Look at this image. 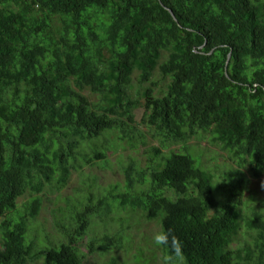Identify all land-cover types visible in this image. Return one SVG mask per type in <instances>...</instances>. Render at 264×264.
Listing matches in <instances>:
<instances>
[{"label":"trees","instance_id":"1","mask_svg":"<svg viewBox=\"0 0 264 264\" xmlns=\"http://www.w3.org/2000/svg\"><path fill=\"white\" fill-rule=\"evenodd\" d=\"M156 72L167 81L160 94L152 86ZM135 73L140 84L152 81L143 102L131 93ZM141 106L160 146L140 180L129 165L127 191L115 200L159 218L161 230L180 239L182 255L161 245L174 264H241L232 244L241 229L237 183L244 172L228 173L236 187L217 198L214 175L200 160L161 147L208 132L239 167L264 174V0H0V264L37 257L83 264L77 243L92 215L109 213L108 196L69 206L67 240L35 251L39 244L25 236L41 210L39 194L69 182L81 167L77 157L88 154L82 145L135 130ZM96 148L95 156H106ZM137 183L149 186L136 190ZM28 192L13 219L9 212ZM246 229L255 249H246L243 264H264V215L255 211Z\"/></svg>","mask_w":264,"mask_h":264},{"label":"rangeland","instance_id":"2","mask_svg":"<svg viewBox=\"0 0 264 264\" xmlns=\"http://www.w3.org/2000/svg\"><path fill=\"white\" fill-rule=\"evenodd\" d=\"M137 76L138 73L133 76L131 93L142 102L144 88L147 85L151 86L152 81L155 82V85H152L155 89L154 94H160L166 89L167 81L163 82L157 72L153 75L152 81L142 84L138 82ZM159 88L161 90L157 92ZM85 94L89 95L93 102L99 100L88 90ZM144 110L143 106L135 110V122L132 123V126L136 127L135 130H129L124 134L120 130L104 134L94 144H89L90 149L87 144L82 145L83 151L88 154H80L77 157V165L81 167L73 171L69 182L61 189H56L55 185H48L39 194L42 197V207L36 219L31 222L25 236L27 242L35 239L39 244L35 251L49 243L66 241L67 236L63 234L62 224L69 226L68 207L74 203L73 207L76 205L80 208L88 201L87 196L94 194L93 203H97L101 197L108 196L107 205L111 209L107 215H92L91 225L86 235L79 239L77 246L84 254L83 264H106L111 257L117 258V264H164V258L169 255L153 240V235L161 231V220L149 219L142 210L130 205H122L120 198L115 200L119 193L127 191L126 170L129 165L137 166L142 175L140 180L148 174L155 155L153 147L160 146L150 126L143 121ZM209 137L208 132L199 131L189 141L168 143L167 148L161 147V149L165 155L171 151L188 152L198 166L200 160L201 167L214 175L212 189L217 198L224 199L230 190L236 187L233 182H230L228 173L236 169L244 172L245 182L241 186L237 183L241 192L242 223L232 244L234 249L239 250L240 259L236 261L243 264L248 260L246 249H255L252 233L246 229V221L255 211L264 215V188L261 187L264 183V174L255 177L251 174L248 164L239 167L222 145L212 144ZM95 144L98 147L96 149L104 150L105 157L95 156L92 151ZM132 173L137 179L138 172L133 170ZM138 186L146 189L149 184L137 183L136 190ZM31 196L32 194L28 192L18 199L17 207L9 212L13 219H17L24 212L25 204ZM91 241H94L92 252L88 247ZM106 245L110 248L105 252L103 247ZM28 264H44L43 257H37ZM169 264H174L171 259Z\"/></svg>","mask_w":264,"mask_h":264},{"label":"clouds","instance_id":"3","mask_svg":"<svg viewBox=\"0 0 264 264\" xmlns=\"http://www.w3.org/2000/svg\"><path fill=\"white\" fill-rule=\"evenodd\" d=\"M264 188V183L261 184ZM153 240L156 245H164L171 249L175 255H182V242L174 234H170L168 231L161 230L153 235ZM171 257L166 256L164 258V264H169Z\"/></svg>","mask_w":264,"mask_h":264},{"label":"water","instance_id":"4","mask_svg":"<svg viewBox=\"0 0 264 264\" xmlns=\"http://www.w3.org/2000/svg\"><path fill=\"white\" fill-rule=\"evenodd\" d=\"M169 10V12L174 16V14H173V12H172V10L171 9H168ZM229 59H230V54L228 55V60H227V64H228V62H229Z\"/></svg>","mask_w":264,"mask_h":264}]
</instances>
